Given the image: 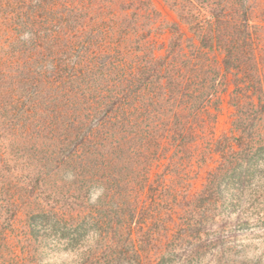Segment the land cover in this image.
Instances as JSON below:
<instances>
[{"label":"trees","instance_id":"16d2710c","mask_svg":"<svg viewBox=\"0 0 264 264\" xmlns=\"http://www.w3.org/2000/svg\"><path fill=\"white\" fill-rule=\"evenodd\" d=\"M160 1L0 0V264L264 236V0Z\"/></svg>","mask_w":264,"mask_h":264},{"label":"rangeland","instance_id":"374dc122","mask_svg":"<svg viewBox=\"0 0 264 264\" xmlns=\"http://www.w3.org/2000/svg\"><path fill=\"white\" fill-rule=\"evenodd\" d=\"M157 4L162 6L160 0H156ZM228 123V113L226 112L221 117L220 130L227 128ZM202 181L197 183V188L201 187ZM222 224H225V221H221ZM230 233L225 232V236H228ZM226 239V238H225ZM228 241L226 243L227 249L225 250V255L221 259V255L209 253L203 260L202 264H254L256 259L262 257L264 264V236L256 240V242L249 247L247 245V240L244 235H239L236 239V242L229 243L234 239V237L228 236ZM69 264H77L76 253L71 252L68 256ZM21 261V260H20ZM19 261V263H20ZM17 262H13L15 264Z\"/></svg>","mask_w":264,"mask_h":264}]
</instances>
